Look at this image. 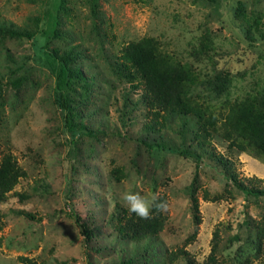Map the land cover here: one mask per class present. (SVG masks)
I'll use <instances>...</instances> for the list:
<instances>
[{"label":"rangeland","instance_id":"1","mask_svg":"<svg viewBox=\"0 0 264 264\" xmlns=\"http://www.w3.org/2000/svg\"><path fill=\"white\" fill-rule=\"evenodd\" d=\"M53 1L0 0V163L12 154L26 173L0 204V264H23L20 257L33 264H207L215 232L217 264H264V196L241 191L220 160L231 161L243 184L264 188V154L230 148L224 135L244 102L264 113V0H65L49 47L82 55L90 87H77L75 96L96 136L66 128L43 56L46 38L1 30H34ZM143 40L189 73L188 96L218 129L209 128L205 149L197 148L194 118L186 129L183 119L170 118L149 135L146 106L133 103L131 117H123L126 97L138 101L143 87L133 89L116 63L123 47ZM163 137L176 150L147 145ZM124 191L167 202L157 237L123 236L132 215ZM74 212L92 230L88 241ZM178 250L190 256L170 261Z\"/></svg>","mask_w":264,"mask_h":264},{"label":"trees","instance_id":"2","mask_svg":"<svg viewBox=\"0 0 264 264\" xmlns=\"http://www.w3.org/2000/svg\"><path fill=\"white\" fill-rule=\"evenodd\" d=\"M65 9V0H54L51 8L46 11L45 19H36L34 30L19 29L12 26H1V30L6 31L13 38L33 39L38 34L47 40L44 48V59L55 76L56 89L60 94V104L65 111V126L70 132L87 130L88 134L96 136L83 124L81 115L78 110L75 94L77 87L88 90L90 87L89 80L84 70L79 66L81 54L76 49L60 51L50 49V38L59 37L57 30L59 14ZM239 14L243 13V8L239 7ZM43 23V27L41 24ZM117 60L118 72L122 77L127 78L133 83V89L143 87V94L138 101H131L126 97L124 101L123 117H131L133 112L132 105L138 104L146 106V116H149L151 122L144 129L148 134L160 131L170 118H181L184 121L186 129L189 118H194L199 125L201 132L198 138V149H205L211 135L209 128L218 131L215 120L207 117L208 110H203L201 106L191 101L189 93V73L181 69L180 66L171 64L161 54L159 49L149 40L136 41L123 47ZM239 113L240 118L236 117L235 110L231 113L224 124L225 138L230 140V148H236L241 152L253 154L256 158H263L264 154V113L256 110L254 103L244 102ZM242 113V114H241ZM237 114V115H238ZM146 142V141H145ZM147 143V142H146ZM152 148L176 150L168 143L165 137L160 142L147 143ZM223 165L228 170V176L235 182L238 188L249 196H264V188L248 187L238 180L236 171L229 159L220 158ZM26 173L17 164L12 154H6L0 163V204L5 203L10 193L24 178ZM261 181V179H259ZM195 206L196 199L193 196ZM197 209V207H196ZM18 216H26L34 219V216L23 211H13ZM81 229V233L88 241L93 235L88 224L82 222L79 214L73 213ZM163 217L160 213L153 211L152 218L141 220L135 214L128 217L125 227H122L121 233L127 239L134 242H141L145 239L157 237L164 226ZM4 226V221L0 219V230ZM258 240H264V228L259 232ZM211 255L207 264H217L216 249L218 242V233L215 232ZM181 256L189 257L190 254L185 250H178L169 254V260L174 261ZM190 260V259H189ZM23 264H33L27 257H20ZM192 263V262H191ZM190 263V264H191Z\"/></svg>","mask_w":264,"mask_h":264},{"label":"clouds","instance_id":"3","mask_svg":"<svg viewBox=\"0 0 264 264\" xmlns=\"http://www.w3.org/2000/svg\"><path fill=\"white\" fill-rule=\"evenodd\" d=\"M120 199L130 214H135L141 220L152 218L153 211L163 213L168 210L166 201H160L156 196L148 198L139 192L124 191Z\"/></svg>","mask_w":264,"mask_h":264}]
</instances>
